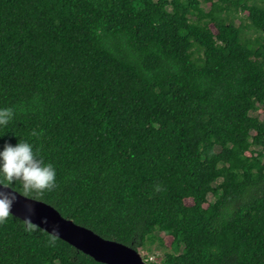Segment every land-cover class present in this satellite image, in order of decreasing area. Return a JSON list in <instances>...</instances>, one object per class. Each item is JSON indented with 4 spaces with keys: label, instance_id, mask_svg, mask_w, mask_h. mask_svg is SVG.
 <instances>
[{
    "label": "trees",
    "instance_id": "16d2710c",
    "mask_svg": "<svg viewBox=\"0 0 264 264\" xmlns=\"http://www.w3.org/2000/svg\"><path fill=\"white\" fill-rule=\"evenodd\" d=\"M0 108V147L56 169L3 185L137 250L169 236L159 264H264V0H0ZM0 264L102 263L9 214Z\"/></svg>",
    "mask_w": 264,
    "mask_h": 264
},
{
    "label": "water",
    "instance_id": "95a60500",
    "mask_svg": "<svg viewBox=\"0 0 264 264\" xmlns=\"http://www.w3.org/2000/svg\"><path fill=\"white\" fill-rule=\"evenodd\" d=\"M5 190L16 193V202L10 214L25 222L30 217V223L50 235L57 237L78 251L102 264H148L139 251L132 246L105 239L94 231L74 223L63 217L53 206L27 197L11 187L4 185ZM31 205V211H29ZM46 216L48 222L43 223L41 217Z\"/></svg>",
    "mask_w": 264,
    "mask_h": 264
},
{
    "label": "clouds",
    "instance_id": "9594fccd",
    "mask_svg": "<svg viewBox=\"0 0 264 264\" xmlns=\"http://www.w3.org/2000/svg\"><path fill=\"white\" fill-rule=\"evenodd\" d=\"M12 116L11 108H0V125L7 123ZM4 181H18L24 192L43 193L55 186L56 169L52 163L45 162L29 142L18 140L12 144L6 141L0 147V221L9 216L17 198L15 192L5 190ZM28 207L31 211V205ZM24 219L31 222L30 217ZM41 221L47 223V217H41Z\"/></svg>",
    "mask_w": 264,
    "mask_h": 264
},
{
    "label": "rangeland",
    "instance_id": "374dc122",
    "mask_svg": "<svg viewBox=\"0 0 264 264\" xmlns=\"http://www.w3.org/2000/svg\"><path fill=\"white\" fill-rule=\"evenodd\" d=\"M208 6L209 5H203V7L205 9H207ZM243 15H246V13ZM243 17H245V16H243ZM240 23H241L240 19L236 18L235 24L239 25ZM245 24L249 25L250 23L248 20H245ZM258 35H259V33L253 28L246 31V36L248 38L254 39ZM253 115L258 117L260 120L264 121V110L259 109L256 112H254ZM209 200L214 201V197L212 195H210ZM185 203L187 205H190V204H192V200L187 199V200H185ZM158 237H161L163 239L162 243L159 241ZM171 241H172V239L169 236H166L163 233L160 234V233L156 232V234L153 236V238L149 239L147 241L146 245L143 248L138 249V251L144 260H148L149 262H156L159 264V262L161 261V258H163V256H164V254L166 252L170 251L169 245H170Z\"/></svg>",
    "mask_w": 264,
    "mask_h": 264
}]
</instances>
